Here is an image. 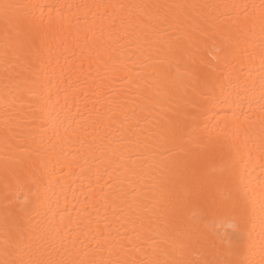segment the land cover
<instances>
[{
    "label": "bare ground",
    "instance_id": "obj_1",
    "mask_svg": "<svg viewBox=\"0 0 264 264\" xmlns=\"http://www.w3.org/2000/svg\"><path fill=\"white\" fill-rule=\"evenodd\" d=\"M2 3L19 6L14 15L23 18L34 15L46 59L40 74L34 75L27 57L20 55L11 42L6 41L3 10L0 9V261L28 258L27 250L18 249L13 255H6L5 249L13 242L12 208H19L25 197L32 198L27 188L19 187L10 192L11 202L4 198L5 171L14 168L17 160L25 157V148L29 146L24 134L12 137L10 144L6 143V129L13 128L14 132L22 133L30 106L43 104L49 92L55 107L53 115L59 114L55 128L50 126L47 133L50 143L54 144V150L48 155L59 161L55 165L59 183L53 188L56 196L52 207L61 210L65 217L70 214L73 221L82 222L79 233H71L69 239L75 238L78 246L83 241L88 248H94L95 241L91 236L97 230L117 236L127 229L131 234L133 229L140 230L143 221V227L153 228L154 234L173 216L176 221L173 234L179 239L180 230L193 222V212L198 210L194 197L196 190L204 185L209 199L219 195L212 182L223 175L221 148H215V162L203 160L200 173H193L191 162L199 155L200 149L188 141L206 135L201 123L196 132L166 145L167 151L162 155L143 150L138 141L153 131L149 120L159 119L162 114L181 119L178 97L183 94V89L179 88L178 78L185 74L190 61L176 63L167 57V37L161 39L159 31L138 29L136 10L103 6H215L203 9L202 13L212 35L203 53L210 61L213 56L223 55V52L216 51L217 48L230 46L238 37L259 53V25L264 0H0ZM225 5H248V8ZM181 11L195 17L201 10ZM251 24H255V28L248 34L245 30ZM194 27L191 20L186 21L175 29V38L183 40L185 32ZM152 41L159 42L161 51L145 59L141 52ZM150 62L162 63L168 78L150 76L151 69L145 67ZM249 68L258 95L262 72L258 55ZM49 79L51 83L47 84ZM42 82H45L44 87L40 86ZM52 106L48 105L49 108ZM245 112L247 120L241 116L239 121H234L231 112L218 110L217 117L208 124L209 129L215 126L217 134H227L229 141L237 145L245 140L249 125H252L241 160V166L250 174L251 192L247 202L245 242L238 254L230 257L224 254L217 258L264 264V217L261 213L264 159L261 157L259 131L264 114L258 104L251 109L246 105ZM189 131L190 128H185L186 133ZM133 160H136L135 164ZM30 162L38 170L37 175L47 183L50 177L43 174L41 159L32 156ZM47 167L51 168L52 164L48 163ZM133 187L135 193L131 192ZM16 196L19 200L15 199ZM186 197L190 202L181 206ZM132 209H135L134 213ZM59 222L60 216H57L56 223ZM232 223L231 218H224L217 222V226L221 232H230ZM89 228L92 232L88 231ZM44 243V240L35 242L36 245ZM134 255L139 258L138 254ZM201 256L198 248L187 254L191 260ZM96 258L106 259L108 256L107 253H97Z\"/></svg>",
    "mask_w": 264,
    "mask_h": 264
},
{
    "label": "snow or ice",
    "instance_id": "obj_2",
    "mask_svg": "<svg viewBox=\"0 0 264 264\" xmlns=\"http://www.w3.org/2000/svg\"><path fill=\"white\" fill-rule=\"evenodd\" d=\"M18 7L10 3L0 4V9L3 10L6 41H10L11 46L20 55L27 57L30 68L34 69L33 74L39 75L46 59L41 47L39 26L34 15L30 18L14 15V10ZM103 7L136 10L135 25L138 29L159 31L162 34L161 39L167 37L165 40L167 57L176 63L190 61L185 74L178 78L179 88L183 89V94L178 97L181 119L177 120L174 116L162 114L159 119L149 120L153 131L138 143L144 151L153 155H162L167 151L166 145L196 132L198 126L203 123L202 131L206 135L188 141L190 144L195 143L200 149L199 155L191 162V169L194 174H199L201 161L215 162V148L220 146L223 175L212 182V187L219 195L209 199L204 185L196 190L194 197L198 210L193 212V222L180 230L179 239L173 234L176 225L173 216L166 221L163 229L155 231L154 234L153 228L143 227L141 221L142 226L139 231L133 229L129 234L128 230L124 229L117 236H112L103 230H97L91 236L95 241L94 248H88L83 241H80L81 246H78L76 239H69V235L73 232L79 233L82 222L73 221L70 214L65 217L61 210L52 207L53 198L56 196L53 188L59 183V178L55 175V165L59 161L48 155L54 150V144L50 143L51 138L47 133L50 126L55 128L59 114L53 115L55 107L49 92L43 104L30 106L22 133L14 132L13 128L6 129V143L10 144V138L24 134L29 146L25 148V157L18 159L14 168L5 171L4 198L11 202L10 192L17 187L27 188L32 198L25 197L19 208H12L10 215L13 223L11 234L13 242L5 249L6 255H13L18 249L27 250L28 258L7 259L0 261V264H244L240 260L228 258L220 260L217 257L224 254L229 257L238 254L242 251L245 242L248 225L247 202L251 192L248 180L250 174H247L246 168L241 166V160L243 149L250 138L252 125H249L245 140L237 145L229 141L227 134L223 136L217 134L215 126L209 129L208 124L217 117L218 110L231 112L234 121H239L241 116H244L245 120L248 119L245 112L246 105L251 109L253 105L258 104L264 114V6L261 9L259 25L261 33L259 53L249 47L247 41L238 37L230 46L217 48L216 51L223 52V55L213 56L210 61L203 53L207 50L212 35L202 13L203 9L215 6L137 4ZM224 7L247 9L248 5ZM191 9L201 11L195 17L181 11ZM188 20H191L195 27L185 32L183 40L175 38V29L182 27ZM254 28L255 24H251L245 31L251 34ZM7 47L6 44V49ZM160 51L158 41L148 42L141 56L149 59L152 54ZM257 55L262 67L258 95L255 93L256 85L249 68V65L255 63ZM145 67L151 69L149 75L152 77L167 79L169 76L162 63L158 65L150 62ZM46 83L50 84L51 80ZM40 86L44 87L45 82ZM49 104L53 105L52 108L48 107ZM136 124L139 126L140 121L137 120ZM185 128H190V131L186 133ZM259 131L261 157L264 159V118L260 120ZM236 135L238 138L239 134ZM32 156L41 159L44 166L43 174L50 177L47 183L43 182L42 176L37 175L38 170L30 162ZM48 163L52 164L51 168L47 167ZM135 163L136 160H133V164ZM132 171L135 172V169ZM214 172L215 169L213 174ZM261 188L264 190V181L261 183ZM131 192H136L135 187ZM15 199L19 200V196ZM189 202V198L186 197L181 206H186ZM132 212L134 213L135 209H132ZM261 213L264 217V200L261 201ZM57 216H60L59 224L56 223ZM224 218H231L234 221L230 225L232 231H220L217 222ZM33 220L38 223L33 224ZM151 223L149 221V224ZM88 231L92 232V229L89 228ZM37 240H44L45 243L36 245ZM193 248H198L202 252L201 258L197 260L187 258V254ZM97 253H107L108 258L97 259ZM134 254H138L139 258Z\"/></svg>",
    "mask_w": 264,
    "mask_h": 264
}]
</instances>
